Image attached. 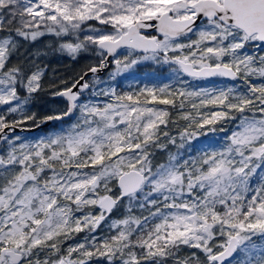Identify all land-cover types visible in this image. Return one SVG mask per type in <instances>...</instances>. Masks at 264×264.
<instances>
[{
    "label": "snow or ice",
    "instance_id": "snow-or-ice-1",
    "mask_svg": "<svg viewBox=\"0 0 264 264\" xmlns=\"http://www.w3.org/2000/svg\"><path fill=\"white\" fill-rule=\"evenodd\" d=\"M46 33L74 36L60 50L75 56L92 49L99 63L88 69L93 84L84 76L70 86L62 81L52 96L66 107L39 118L29 105L44 91V70L33 65L26 74L11 60L18 38ZM250 46L264 50V0H0V143L7 146L0 149V264H90L94 257L107 264H264V55L249 54ZM109 57L112 80L151 60L168 65L176 83L123 93L110 86L93 92L104 101L82 99L100 83L96 73ZM184 75L241 84L189 90ZM65 118L72 123L34 141L14 135L29 121ZM227 123L235 127L219 147L193 154L205 128L216 133ZM170 124L180 128L177 136L164 130ZM167 144L187 146L189 154L170 153L153 165ZM124 200L129 214L98 239ZM134 208L148 215L135 216ZM79 233L84 241L62 250ZM185 246L203 259L182 256Z\"/></svg>",
    "mask_w": 264,
    "mask_h": 264
},
{
    "label": "trees",
    "instance_id": "trees-1",
    "mask_svg": "<svg viewBox=\"0 0 264 264\" xmlns=\"http://www.w3.org/2000/svg\"><path fill=\"white\" fill-rule=\"evenodd\" d=\"M90 24L97 26L96 21L89 22ZM65 41H75L74 36L69 35L63 38L56 37L53 34L46 33L44 36L39 37L36 41H26L22 38H18V43L20 45L19 50L16 55L12 57L11 65H21L24 68L26 74H30L31 71L35 70L33 65L39 67L44 70V74L42 76V85L44 91L39 92L32 99L31 104L29 105V109L31 112L37 113L39 118H42L46 115H51L58 110L64 109L66 107V103L62 98L53 97L52 91L57 90L59 87L63 85L61 82H66L69 86L75 80H78L80 76H82L91 66L98 65L99 58L97 54L93 53V50L89 49L88 51H82L79 54L73 56L65 51L60 50V44ZM39 53L40 55L36 56L35 54ZM10 65V66H11ZM115 66L106 72L103 77L100 79L107 78L113 71ZM162 71L158 70V68L153 67L151 64H139L129 72L119 78L116 84V89L118 93L133 91L130 86L125 85L123 82L125 81V77L128 75H143V74H152V73H161ZM195 80V79H191ZM215 80V79H210ZM217 81L224 82L225 80ZM195 81H203V80H195ZM208 81V79L206 80ZM56 86L53 88L52 86ZM95 90V86L91 88V90L84 94L83 98H86L89 94H91ZM25 92L23 89H20V95H23ZM5 109L0 111V114H3ZM173 114V113H172ZM74 119V118H73ZM70 121L62 122V124L70 123ZM36 125L32 121L27 122L23 126H34ZM59 124H53L47 128L40 130L39 132H29L25 134L35 135L43 132H49L51 129L58 127ZM24 134V133H22ZM113 193L117 196L119 195L118 189L115 187ZM128 202L124 200L117 204L115 210L110 215L111 217H125L128 213V208L125 207V203ZM135 215V214H134ZM109 218V217H108ZM107 218V219H108ZM106 219V220H107ZM99 231L102 233L98 237V239L102 236H107L110 234H114V231L111 230L108 233L107 231ZM98 231V232H99ZM182 256H190L191 253L187 251L181 252Z\"/></svg>",
    "mask_w": 264,
    "mask_h": 264
},
{
    "label": "rangeland",
    "instance_id": "rangeland-1",
    "mask_svg": "<svg viewBox=\"0 0 264 264\" xmlns=\"http://www.w3.org/2000/svg\"><path fill=\"white\" fill-rule=\"evenodd\" d=\"M96 27H102L98 24L97 22V26ZM82 38V37H81ZM162 38V36H161ZM193 39L195 38L194 36L192 37ZM183 42V41H181ZM92 51V49H91ZM247 51L249 52V54H253L256 53L257 55H264V50L262 51H257L256 49L252 48L251 46L247 49ZM93 53L96 54V52L93 50ZM126 51H123L122 53H120L121 58L123 57V55H126ZM141 65L143 64H151L153 67L158 68V70L162 71L161 73H152V74H143V75H128V77H125V81L123 82L125 85L130 86L132 88V90H139L140 87H144V86H148V87H152V86H159V85H163V84H174L176 83V77L173 74L171 68L168 65H163V64H157L151 60H147V61H142L141 63H139ZM139 64H137L136 66H138ZM114 66V64L112 63V66L110 69H112ZM135 66V67H136ZM130 69L128 72L122 73L119 76H116L115 80H112L110 78V75L105 78V79H100L101 77H97L100 81V83L98 84H94L95 86V90L94 91H101V90H105L108 87L112 86L115 87L118 79L121 78L122 76L129 74V72L131 73V71L133 69ZM109 69V70H110ZM124 78V77H122ZM182 79L186 80L188 82V87L189 90L191 89H197V88H222L225 86H235V85H240L241 81L239 79H237L235 82H230L225 80L224 82H220L215 80H210L208 79V81L203 80V81H195V80H191V78L187 77L186 75L182 76ZM255 82L259 83V79L256 77L252 78ZM90 83L93 84L94 82V78H91ZM93 91V92H94ZM93 92L91 94H89L86 98L83 99H87V100H99V101H104L105 97L103 96H96L93 95ZM26 93H24L23 95H21L22 97L25 95ZM87 94V93H86ZM33 99V98H32ZM161 107H165V106H161ZM2 109H5L4 106H0V111ZM5 111V110H4ZM169 112H170V119L171 120H177L179 113L176 109H172L169 108ZM173 113V114H172ZM18 118V117H16ZM72 123V121L70 122ZM70 123L67 124H59L58 127L51 129L49 132H43L40 134H35V135H30V134H22V133H14L15 136H19L21 137L22 140H29V141H34L35 139H38L40 137H44L47 136L49 133L58 130L60 127H67ZM180 128H183L184 126H186V122L184 121H178ZM223 127L225 129L224 132L219 131V128ZM235 127L234 124L231 123H227V124H221L218 125L217 128V132L216 133H210L207 131V128H205V132L207 133L204 136H201L198 138V140L194 141V149H193V154H195L196 151H199L200 149L204 148L207 145H211L212 147H219L223 142H224V137L225 134L230 135L231 130ZM180 128H178L176 125L170 124L169 128L164 129L165 131H170V134L173 136H177L178 135V131L180 130ZM13 133H10V136H12ZM164 143H167L166 141H163ZM180 144L179 139H177V145ZM6 145H3L2 149H6ZM180 153L181 155L187 157V155L189 154V149L186 146L184 149H179L177 146H174L172 144H167V149L166 150H156L154 152V155L152 157V163L153 165H157V164H161V163H165L168 159V156L170 153ZM112 188V193H110L113 196H116L113 191L115 189V185L114 184H110L109 185ZM101 194H104L103 192H101ZM128 206V202L125 203V207ZM91 211L96 214L98 213V208H92ZM133 214H135V216H141V215H148V212L145 210H141L139 208H134L133 209ZM126 217V216H125ZM125 217L119 218V217H109L101 226L99 229H101V231L103 230L105 233H108L110 231V225L112 223L113 220H119V219H123ZM99 229L96 231V235L97 237H99L100 235H102V233L99 231ZM99 231V232H98ZM115 231V230H113ZM85 239V233H79L76 234L73 238L66 240L63 244V248L62 250H66L68 246L70 245H75L77 243H81L83 242ZM183 251H187V252H196L198 256L201 257V259H203V254L197 250V249H193V248H189V247H184L181 249V252ZM182 255V254H181ZM240 257H237V259H239ZM90 264H107V261L103 258V257H94L92 259V261L90 262ZM166 264H173L172 260L169 259ZM232 264H235V261H232Z\"/></svg>",
    "mask_w": 264,
    "mask_h": 264
},
{
    "label": "water",
    "instance_id": "water-1",
    "mask_svg": "<svg viewBox=\"0 0 264 264\" xmlns=\"http://www.w3.org/2000/svg\"><path fill=\"white\" fill-rule=\"evenodd\" d=\"M203 21H200L198 23H202ZM145 34L146 35H158L157 33L154 34V30L153 29H147V30H144ZM162 36V35H161ZM121 51V50H119ZM111 59L112 57H109V62H108V66L106 68H103L101 69L99 72L96 73V76H101L104 74L105 70H107L110 66V62H111ZM85 73H87V75H85ZM84 73V79L87 81V77L88 76H93L92 73H90L89 71H86ZM209 79H225V80H228V81H231L230 78H225V77H214V78H209ZM87 91V90H86ZM85 91V92H86ZM64 120H68L67 118H65ZM56 122H60V121H50V122H47V123H44V124H38L36 126H33V127H19V128H16L15 130L16 131H37V130H42L44 128H47L49 127L52 123H56ZM2 145V143H0V146Z\"/></svg>",
    "mask_w": 264,
    "mask_h": 264
},
{
    "label": "bare ground",
    "instance_id": "bare-ground-1",
    "mask_svg": "<svg viewBox=\"0 0 264 264\" xmlns=\"http://www.w3.org/2000/svg\"><path fill=\"white\" fill-rule=\"evenodd\" d=\"M154 34H156V32H154ZM160 38H161V36H160ZM124 50H121L120 51V53H122ZM142 54V53H141ZM111 61H112V59H111ZM111 66H112V62H110V66H109V68L107 69V70H105V72H104V74L106 73V72H108L109 71V69L111 68ZM88 71V70H87ZM103 74V75H104ZM84 75V74H83ZM82 75V76H83ZM103 75H101V76H96V77H103ZM91 78H93V76H88L87 77V81L90 83V79ZM236 81V80H235ZM235 81H233V80H231L230 82H235ZM91 84V83H90ZM91 90V88L89 89V90H87L86 92H84L83 93V95L84 94H86V93H88L89 91ZM59 98H62V97H59ZM63 99V98H62ZM64 100V99H63ZM64 102H65V100H64ZM66 103V102H65ZM66 121H70V119H68V120H63V121H60V122H56V123H52L51 125H53V124H62V122H66ZM36 125H38V124H36ZM36 125H34V126H36ZM50 125V126H51ZM21 127H26V126H21ZM28 127V126H27ZM29 127H33V126H29ZM41 130V129H40ZM40 130H37V131H16V130H14V133H29V132H39ZM9 135H10V133H9ZM3 145L4 144H2L1 146H0V149H2V147H3ZM115 197V196H114ZM116 208V207H115ZM115 208L113 209V211L115 210ZM113 211L109 214V217H110V215L113 213ZM107 219V218H106ZM106 221V220H105ZM104 222H102V224H103ZM100 228V227H99ZM98 228V229H99ZM97 229V230H98Z\"/></svg>",
    "mask_w": 264,
    "mask_h": 264
}]
</instances>
